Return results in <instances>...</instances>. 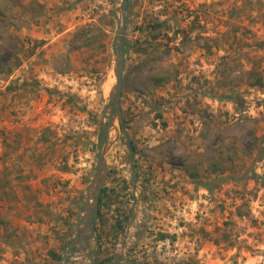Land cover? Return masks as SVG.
I'll list each match as a JSON object with an SVG mask.
<instances>
[{
  "label": "rangeland",
  "instance_id": "374dc122",
  "mask_svg": "<svg viewBox=\"0 0 264 264\" xmlns=\"http://www.w3.org/2000/svg\"><path fill=\"white\" fill-rule=\"evenodd\" d=\"M120 1L0 0V264H60L74 236L116 82ZM130 1L122 118L137 149L132 160L119 118L105 186L135 220L125 249L131 217L69 264L107 247L112 264L121 252L123 264H264V0ZM233 143L238 166L214 173Z\"/></svg>",
  "mask_w": 264,
  "mask_h": 264
},
{
  "label": "water",
  "instance_id": "95a60500",
  "mask_svg": "<svg viewBox=\"0 0 264 264\" xmlns=\"http://www.w3.org/2000/svg\"><path fill=\"white\" fill-rule=\"evenodd\" d=\"M130 0H121L118 8L122 15V21L118 20V28L114 40V48L116 51V59L114 66V74L116 82L111 89L110 96L104 106L103 114L106 118V123L103 128L101 136L100 147L98 151V161L96 171L92 182L88 187L86 199L83 205L82 213L80 214L76 225L75 233L71 238L67 251L64 253L60 260V264H69L72 256L76 252H83L87 254L91 241L97 235V222L100 212V198L105 187L108 175L109 167L107 164V153L111 147L109 141L112 130H116L117 137H119L121 131L118 127V119L122 117L123 113V87H124V73L127 67V63L130 56L131 40L128 37L129 21L128 15L130 10ZM128 45V48H127ZM122 129L126 137L128 138L132 160L134 159V146L130 140V137L124 127V122H121ZM135 212L132 211L131 220L129 226L122 238V248L125 249L127 239L129 237L130 227L134 223ZM89 257H93L92 251L87 254ZM124 253H118L116 255V263L123 264Z\"/></svg>",
  "mask_w": 264,
  "mask_h": 264
},
{
  "label": "trees",
  "instance_id": "16d2710c",
  "mask_svg": "<svg viewBox=\"0 0 264 264\" xmlns=\"http://www.w3.org/2000/svg\"><path fill=\"white\" fill-rule=\"evenodd\" d=\"M163 23H159L157 26L161 27ZM165 75H162L160 73L158 76H151L150 80L153 83H162L163 81L167 80ZM263 78L262 76L258 75L257 78V83L262 84ZM121 121L125 122L126 124L129 123L127 120L123 121V118L121 117ZM133 146L136 148V145L133 144ZM233 151L232 154L226 156L225 158L219 157L217 159H214V162L212 164V170L214 173H225L230 168L236 169L237 163L235 162V157H239V148L237 147L236 143H233L231 146V150ZM194 175H198L197 173ZM124 182L120 185L122 190H127L129 188V183L126 180V178H123ZM124 193V192H123ZM122 191H119L115 189L114 187H109L105 186L100 198V212H99V217H98V224H97V229H98V236H99V241L100 243L102 242L103 238L106 236H117L119 234H122L125 232L127 228V224L129 222V219L131 217V209L126 208L123 206L124 203V197L126 196L125 193L123 194ZM116 205V208L113 209L114 214L112 217L109 216L112 206ZM112 224V226H109V224ZM229 223V222H228ZM227 223V224H228ZM218 228V232H219ZM207 235V233H205ZM105 235V236H103ZM225 241H228L229 243H234L232 242V236L228 232L222 231L220 234ZM168 237L167 234L161 233L159 236L160 240H164ZM216 243L221 242V238H216L214 240ZM99 254V253H98ZM100 254L104 255L103 258H98L96 260V264H112V254L113 251L110 250L109 247L101 249ZM54 257L56 260H61L62 256L60 254H54Z\"/></svg>",
  "mask_w": 264,
  "mask_h": 264
},
{
  "label": "bare ground",
  "instance_id": "6f19581e",
  "mask_svg": "<svg viewBox=\"0 0 264 264\" xmlns=\"http://www.w3.org/2000/svg\"><path fill=\"white\" fill-rule=\"evenodd\" d=\"M119 20L122 21V15H121V13H120V19ZM82 261H83L82 264H89L90 263V261H89L88 258H85Z\"/></svg>",
  "mask_w": 264,
  "mask_h": 264
}]
</instances>
